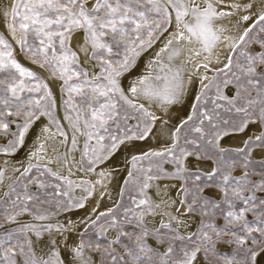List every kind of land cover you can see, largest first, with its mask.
<instances>
[{
  "label": "snow or ice",
  "instance_id": "1",
  "mask_svg": "<svg viewBox=\"0 0 264 264\" xmlns=\"http://www.w3.org/2000/svg\"><path fill=\"white\" fill-rule=\"evenodd\" d=\"M5 16L10 17L9 29L15 38L17 32L20 33L17 41L22 46H27L28 35L34 34L35 39L39 40L40 47L38 52L45 57V63L51 65L59 70V78L63 80L66 91L69 93V100L71 94L84 95L83 88L88 87L93 94L94 100L88 101L89 104L99 103V107L91 109L92 123L90 127L97 129L95 133L88 132L89 139L93 135L97 136V143H101L104 137L99 134V130L108 131L106 127L107 122L119 115V107L122 102L138 112L143 113L152 123H146L144 131L138 136H126L125 139H144L152 129V124L162 118L154 112H149L143 103H137L132 97L143 98L146 101H151L158 105L164 111H167L168 106L180 102V98L185 91V81L182 76L183 68L180 66L172 67L170 64H164L160 61L161 53L168 52V61H173L174 58L181 56V48L174 47V45H182L187 43L190 45H200V49L189 48L190 53L185 64L192 62L194 68L209 69V64L212 62L210 54L212 49L218 42L221 41L223 33L231 32L235 28L238 33V38L228 35L223 39L229 41L227 48L229 54L225 57L227 63L224 67L215 69L216 72H223L225 79L224 86L233 85L235 92L233 95H225L219 84L216 85L217 95L209 98L213 107L205 109L199 113V120L201 126H194L191 131L196 134V138L192 140H185V145H191L192 151L187 150V147H180L179 137L176 135L180 131L176 129L173 133V143L171 147L160 152L144 153L141 156H133V162L143 160L149 157L161 158L162 162L173 163L175 165V172L169 173L162 167V164L155 165L156 174L153 175V169L150 167L147 170L145 179L140 189V195L143 196L136 203L135 198L133 202L135 208L146 211L148 215H154L152 204L148 198L145 190L148 189L150 181L155 179H162L165 177L173 179H192L193 182H200L203 178H207L209 182L218 177L221 173V165L227 163L224 160L223 153L228 151L219 147V140L221 131L218 130L220 125H231V131L243 132L250 123H259L264 126V51L256 52L251 49H244L240 51V56L245 60L244 64H233V56L231 53L236 52L241 44H258L261 49H264V0H94L91 7L88 6V0H13L10 9L5 11ZM235 17L233 20L232 18ZM227 20V23L217 24V21ZM175 24V32L169 34L164 46L157 52V59L152 61V64L159 66L158 72L149 74L139 78L133 86L128 90L131 96L126 94L120 87L118 77L123 72L129 69V66L134 62L129 59L127 53H134L139 55L137 49L145 50L150 48L157 40H159L164 33L169 32L170 26ZM247 25V26H244ZM259 29L256 35H251L254 30ZM77 30H83L85 33V44L81 46V51L86 56L97 61L100 72L94 74L92 77L88 76L86 70L77 71L74 66L77 64L78 54L66 46V42L70 39L72 34ZM147 34V39H144V34ZM59 44V54L57 53L56 44ZM11 44L0 36V73L7 72L12 77L13 82L6 85V90L11 93L13 100H20L19 92L26 87L25 77L36 79L32 72L27 71L15 59L12 58ZM124 48L126 55L123 59L117 58L116 63H113L114 48ZM29 51H32L29 48ZM49 52L51 56L49 57ZM201 52L208 53L204 56V62L198 59L193 61L192 58H199ZM235 68V70H233ZM14 70V73H13ZM19 79H16V77ZM73 77L78 81L83 77L80 83H69ZM207 75L201 76V81L208 80ZM4 81L0 80V84ZM211 86V81L204 84V90H208ZM44 88V95L35 100V107H41V101L46 97L50 98V93L47 92L46 86L37 82L33 88H28L29 92H40ZM255 89V94H253ZM203 95V93L201 94ZM104 98L103 102H99V98ZM197 101L201 100V96H197ZM9 100L0 101L6 106L10 103ZM32 104V101H29ZM196 106L194 105V108ZM27 111V110H26ZM229 114V118H223V115ZM51 115L50 112H41V115ZM0 115H3L0 113ZM11 116L12 113L8 112ZM28 115L34 116L35 113L28 111ZM232 115L241 117L239 122L232 119ZM193 119L189 116L182 124H187ZM96 121H99L97 125ZM207 121L210 126L209 133H205L202 125ZM31 120L26 121L24 127L18 133V139L10 145L12 150L19 147L23 143L25 132ZM86 127L89 126L86 122ZM0 127L4 130L8 129V124L0 120ZM79 127L76 131H79ZM47 131V129H45ZM223 134H227L224 132ZM210 136L211 138H207ZM112 144L110 151H115L119 145L124 143L123 139L117 136L111 137ZM200 141H204L202 146ZM73 145L76 143L75 137L72 140ZM103 148V144H101ZM203 147V151L201 148ZM264 148V132L257 135L254 139L249 138L243 142L241 147L233 149L236 156L242 162L245 169L253 163L251 160V153L254 148ZM43 149V145H40ZM179 149V155H177ZM88 145H85V155H87ZM3 151H9L8 148ZM36 155V153H33ZM189 157H194L196 161L212 160L213 157H219L215 160L216 167L205 171L202 168H196L194 171L190 170L187 165ZM167 158V159H165ZM100 159L98 156L96 161L90 160L89 164H93ZM233 166L236 161H233ZM260 168L264 170V161L258 162ZM35 165L25 167L21 176H27ZM92 171V167H89ZM49 174L55 176L57 179L65 180L69 185L73 182L67 177L58 176L52 173L50 169H45ZM187 174V175H185ZM43 175V173H41ZM101 176L104 173L100 174ZM132 173H129L131 176ZM3 176V171L0 170V177ZM249 173L244 172L243 178L237 179L230 174L223 175L220 183L225 190V199L227 201V187L231 183L240 186L241 190L232 189L234 195L242 200L244 207L240 208L239 212L229 210L225 215V219L230 224L239 225L244 230L243 236L231 229H221V231H232L235 236L236 243L243 249L244 253L241 259V264H257L258 257L264 254V208H258L255 203L254 196H244L242 194L243 185L247 182ZM100 181H97L99 183ZM79 187V185H76ZM198 186V185H197ZM261 186H264V176H262ZM38 187H44L43 183L38 182ZM185 192L187 189H184ZM15 192V188H11ZM87 196L92 193L87 189ZM9 193H5L8 196ZM56 195L68 196V192H61L57 190ZM23 196L24 201L17 196L16 200H12L13 209L19 208V212H15L8 216V220L12 223H18V217L23 214L33 216L34 221H46L48 216L42 214L39 209H32L29 202L34 199L33 194L27 191L25 187ZM87 197H85L86 199ZM175 203V202H174ZM185 203L184 200L180 201ZM229 209H234L235 204L227 201ZM251 204V207H249ZM260 205L264 206V201H260ZM213 208H219V204L211 205ZM71 207L82 208L84 204L78 202L73 204L69 201V209ZM159 207V205H156ZM207 207V205H205ZM179 211V209H176ZM95 211V209H93ZM112 209H109V213ZM132 209H125V212H131ZM188 211H193L192 205L188 206ZM248 211H259L258 219L250 224L245 219V214ZM101 215H107L101 213ZM99 219V217H97ZM143 222V216L140 218ZM172 221L177 225L181 223L175 216L170 217L169 223L161 222L159 228L153 229V235H162L161 229H167L173 233V239L180 242L189 241L195 243L193 236L207 244L212 237L207 231L203 229L213 228L212 225L202 226V235L189 234L187 236L180 235L176 228L172 227ZM243 221V223H240ZM116 220L113 217V224ZM95 223V221H93ZM63 225H53L52 223H21L19 228L15 231L7 232L6 239H0V264H19L17 260V250L19 255L24 258V264H60L58 254L55 251L57 240L52 237V232L62 234ZM49 234L48 246L50 251L44 256H38L35 251L33 235L36 240H42L43 234ZM258 233L259 235H254ZM149 235L147 230L144 231L143 237H138L137 247L140 252L147 249L148 252L154 250L145 242V237ZM219 236V232H216ZM17 243L13 244L12 241ZM251 241V243H249ZM120 237L117 236L113 241H109V246L119 243ZM27 246V251L25 249ZM125 254L120 256V260H125V256H130L139 261L143 257L140 252H133L132 249L125 246ZM98 250V249H97ZM114 251V249H113ZM174 248L171 244L166 251L162 253L161 264H168L167 258L172 255ZM201 251V246H196L192 249L182 248L181 258L175 264H196L197 255ZM203 251L207 254L209 251H214V246L203 247ZM74 255L82 261V264H91L90 259L84 258V244L81 242L73 249ZM111 255V253H109ZM55 258V259H54ZM112 264H116L117 256L111 255ZM125 264L127 262L125 261ZM228 264H232L228 260Z\"/></svg>",
  "mask_w": 264,
  "mask_h": 264
},
{
  "label": "rangeland",
  "instance_id": "2",
  "mask_svg": "<svg viewBox=\"0 0 264 264\" xmlns=\"http://www.w3.org/2000/svg\"><path fill=\"white\" fill-rule=\"evenodd\" d=\"M77 31L82 32L85 37V33L83 32V30ZM258 31L259 29L257 28L251 35H256ZM17 34L18 37H20V33L17 32ZM0 36H4L5 39H7L11 44L12 58L15 59L16 62L19 63L27 71L32 72L36 77V79L25 77L24 80L26 82V87L23 91L18 93V95L20 96V100H13L11 97V93L6 90V85L12 83L13 79L8 75L7 72L0 73V80L4 81L3 84H0V101H11L7 106L3 103H0V113L3 114L0 115V120L8 124L7 130H4L2 127H0V135L9 136L6 143L3 144L0 142V154H14L20 146L16 147L15 150H12L10 148V145L18 139V133L24 127L26 121L31 120L32 122L34 120L33 118L36 119L37 116L41 114V112H50L49 108L54 105L53 90L51 88V85L37 71L23 64L18 59V57L24 58L27 62L41 68L46 74H48L49 77L55 79L58 82V89L60 92L58 100L59 112L64 116L65 119H69L74 124H81L85 130L84 145L81 149V163L83 168L89 169V167L97 165L106 155L112 152L110 151L112 136H117L118 138L123 139L126 136H138L142 134L145 128V124L148 123V119L144 117L143 113L138 112L121 102L119 107V115L107 122L106 127L108 128V131L105 132L103 130H99V134L104 137V140L101 143H97L98 138L95 135H93V137L89 139L87 133H95L97 131V129L90 127L92 123L91 109L93 107H99V103H88V101L94 100L93 94L91 93L90 89L88 87H84V95L72 93L71 100H69V93L65 89L63 80L59 78V70L45 63L44 55L38 52L40 43L39 40L35 39L34 34L30 33L28 35L27 46H22L20 43H18L17 51L13 46L14 44L11 43L10 40L1 31ZM144 39H147L146 33L144 34ZM68 41L66 42V46L74 51V49L69 45ZM29 48H31L32 51H29ZM56 48L57 53L59 54L58 42L56 44ZM244 49H251L256 52L264 51V49H261L258 44H241L240 48H238L236 52L232 53L234 65L238 63H245L244 58L240 56V51ZM137 51L140 54L144 50L137 49ZM125 55L126 53L124 52L123 47H120L119 49L114 48L112 57L113 63H116L117 58L122 60ZM127 55L129 56V59L133 61L135 60V57H137V55H135L134 53H127ZM50 56L51 53L49 52V57ZM90 61L96 68L95 74L99 73L100 67L97 61L91 59ZM74 68L77 71H87V68L81 63L79 58ZM233 70H235V68ZM16 79H19V77L17 76ZM224 79L225 76L223 72H216L211 81L210 88L206 91L203 90L200 93L199 96H201V100H196V107H193V115H191L193 119L187 124H181V126H179L180 131L176 134L179 137L180 147H187V150L189 151L193 150V147L191 145H185V140H192L196 138V134L193 133L191 129L194 126H201L199 113L205 109L210 110L213 107V105L208 102V99L213 98L217 95V84H219L221 91L225 95L231 96L234 94V86L229 85L225 87L223 83ZM82 80L83 77L80 78V81ZM80 81H78L76 77H73L69 83H80ZM37 82L46 86L47 92L50 93V98L46 97L41 101V107L39 109L35 107V100L44 95V88L42 87L41 91L38 93L28 91V88L35 87ZM202 93L203 95H201ZM253 94H255V89H253ZM103 99L104 98L102 97L99 98V102L102 103ZM29 101H32V104H29ZM28 111L34 112L35 115L30 117L28 115ZM8 112H11L12 115H7ZM46 117L50 122H53L52 114H46ZM223 118H229V114L225 113L223 115ZM231 118L239 122L241 117L232 115ZM86 122L89 125L87 127L85 126ZM96 123L98 125L99 121H96ZM54 125L56 126V124ZM202 127L205 133H209L210 126L208 125L207 121L204 122ZM261 127L262 132H264V126L261 125ZM218 130L221 131V133L231 131V125H220L218 126ZM207 138L211 137L207 136L206 139ZM86 143L88 145L87 155H85ZM200 143L203 146L205 142L200 141ZM101 144H103V148L101 147ZM6 148H8L9 151H3ZM201 151H203V147L201 148ZM177 155H179V149H177ZM98 156L100 157V159L90 165L89 161H96V158ZM223 157L224 160L227 161V163L220 166L222 171L218 175V177L214 178L213 181L209 182L206 177L203 178L200 182L195 183L192 179H179L182 182L184 189H187L186 192L184 190V199L186 203L188 204V206L192 205L193 211L191 212L194 213L200 220L199 227L193 234L202 235L203 225H212L216 230L213 231V228L203 229V231H207L212 237V239L207 244H204L201 240L197 239L196 236H193V240L195 241V243L189 241L180 242L178 240H174L173 233L169 232L167 229H161L162 235H153V231H150L141 224L139 218L142 214L146 213V211L135 208L133 198H135L136 203L139 202V199L143 198V196L140 195V189L142 188L147 170L151 167L153 169L152 174L155 175V165L162 164V167L166 169L167 172H175V165L173 163L162 162L161 158L151 157L135 162H133V160L131 161V170L133 176H128L126 178L127 180L124 181L118 203L116 204L112 212L108 213L107 215H103L100 219L96 220L95 223H92L80 235L81 241L83 242L84 246L90 251L98 253V256L100 257L99 264H112L111 255L117 256L116 264H125V261L127 262V264H161L162 254L153 249V247H151L149 244L148 245L154 250L153 252H148L147 249H145L144 252H140V249L137 247V238L143 237L144 231L147 230L149 232V235L153 236L158 242L163 244V246L165 247V251L169 244L173 246L174 251L172 255L167 258L168 264H175V262L181 258L180 253L182 248L186 247L190 250L196 246H201V251L199 253L202 254L210 262H213L215 264H228V260H231L232 264H241L244 249L236 243L235 236L232 235V231H221V229L227 228L235 231L237 235L243 236L245 234L244 230H242L239 225L230 224L228 220L225 219L224 215V213L229 210L239 212L240 208L244 207L242 200L238 199L232 192L233 188H236L237 191H240L241 188L235 183H231L228 185L227 201H231L235 204L234 209H229L228 203L225 199V190L220 181L222 180L223 175L228 174L237 179L243 178L244 172L247 171L249 173V176L247 177V182L243 185L242 194L244 196H254L255 203L258 208H264V206L260 205V201H264V186H261V180L262 176H264V170L260 168L258 161L253 160V163L250 164L247 169H245L242 162L232 150L225 151L223 153ZM218 158L219 157H213L212 160H209L213 163V168L217 166L215 160H217ZM233 161H236L235 166H233ZM165 163L169 165V169L164 166ZM31 165H35V167L32 168L31 172H29L27 176H21L20 174V176L13 183L7 186L5 193H9V195L5 196L4 199H0V239H6L7 232L15 231L21 224L19 222H10L8 220V216L20 211L19 208L13 209L11 201L16 200L17 196H19L21 198V202H23L25 199V197L23 196L25 187H27V191L34 196V199L29 202L30 208L34 210L39 209L40 212L47 215L48 218L59 216L64 213V211L68 210L70 200L73 204L82 202L81 198H77L72 194L74 183L72 185H69L67 181L57 179L55 176L45 171V169L47 168L42 165ZM41 173H43V175H41ZM38 182L43 183L44 187H38ZM11 188H15V192H12ZM207 188L216 190L219 194L218 198H214L213 196L204 193V190ZM57 190L61 192H68L69 195L58 196L56 195ZM213 204H219L220 207L213 208L211 206ZM205 205H207V207H205ZM249 207H251V204H249ZM73 209H76V207L70 208V210ZM125 209H132V211L126 213ZM23 215L29 216L33 220L32 215ZM258 216L259 211H248L245 214V219L250 224H252L258 219ZM113 217H115L116 220L115 224H113ZM240 223H243V221H241ZM107 228L115 233V238L117 236L120 237V242L116 243L117 246H119L120 251L113 248L112 246L110 247L109 241H107L103 236L102 229ZM216 232H219V236L216 235ZM254 235L259 234L254 233ZM12 243L16 244L17 241L13 240ZM249 243H251V241H249ZM218 244H225L228 246V248L224 251H221L216 247ZM125 246L132 249L133 252H140V255L143 257V259L137 261L130 256H125V260H120L119 257L125 254ZM211 246H214V251H209L206 254L203 251V247ZM25 249L27 251L26 245ZM17 253V260L19 264H24V258L19 255L18 250ZM109 253H111V255H109ZM58 259L60 264H62L59 256Z\"/></svg>",
  "mask_w": 264,
  "mask_h": 264
},
{
  "label": "bare ground",
  "instance_id": "3",
  "mask_svg": "<svg viewBox=\"0 0 264 264\" xmlns=\"http://www.w3.org/2000/svg\"><path fill=\"white\" fill-rule=\"evenodd\" d=\"M13 0H0V31L10 40L15 50H18V34L15 38L9 29L10 17L5 16V11L10 9ZM94 3V0H88V6ZM233 20L235 17L232 18ZM227 23V20L217 21V24ZM247 26V25H244ZM175 24L169 28V32L157 40L150 48H146L142 53L135 57L134 62L129 69L122 73L117 79L121 89L131 96L128 91L133 84L141 77L152 72H158L159 66L152 64V61L157 59V52L164 46L169 34L175 32ZM232 35L238 38V33L235 28L231 32H225L221 36V41L216 44L210 54L211 63L209 69L194 68L192 62L184 63L188 59L190 53L189 48L200 49V45H190L183 43L182 45H174V47L181 48V56L174 58L173 61H168V52L161 53L160 61L170 66H180L183 68L182 76L185 81V91L183 92L180 102L168 106L167 111L161 109L158 105L151 101H146L142 97H132L137 103H143L149 112H154L162 119L157 120L152 124V129L144 139H125L124 143L106 155L100 163L92 167V171L82 167L81 163V149L84 145L85 130L81 124H74L69 119H65L59 112L58 100L60 92L58 89V82L46 74L50 79L41 75L50 85L53 90L54 105L49 108L52 114L53 122H50L45 115H38L37 118L28 125L25 132L23 143L19 149L11 155L0 154V170L3 171V176L0 177V199H4L5 191L8 185L13 183L23 172L25 167L30 164H38L50 169L52 173L58 176L67 177L74 185L72 189L73 196L82 199L84 207L73 210H66L59 216L48 218L46 221H34L29 216L21 215L18 217L19 223H52L53 225H63L62 234L55 231L52 232V237L57 240L55 251L60 257L62 264H82L73 252L82 241L80 235L86 230L93 221L98 220L103 216L101 213H109V209H114L118 203L124 181L132 173L131 161L133 156H141L144 153L160 152L171 147L173 143V133L181 126L182 122L192 114L193 107L197 103L196 98L204 90L203 85L212 81L216 74L215 69L223 68L227 63L225 57L229 54L227 44L230 43L223 39L224 36ZM69 45L78 54L81 63L87 68L88 76L92 77L96 73V68L91 63L90 59L84 52L81 51V46L85 44L84 34L76 31L69 39ZM17 47V48H16ZM232 54V53H231ZM208 53L201 52L199 58L193 57L192 60H199L204 62V56ZM28 64L35 66L26 61V59L18 57ZM95 65V64H94ZM37 67V66H36ZM39 68V67H38ZM207 75L208 80L201 81V76ZM196 102V103H195ZM148 123H152L148 120ZM56 124V126L54 125ZM60 127V128H59ZM79 127V131L76 128ZM47 129V131H45ZM262 133V127L259 123H250L248 128L243 132L228 131L227 134H221L219 140V147L226 150H233L243 145V142L249 138L254 139L257 135ZM177 134V133H176ZM73 137L76 139L73 145ZM9 136H1L0 142L6 143ZM43 145V149L40 148ZM36 153V155H33ZM151 158V157H149ZM251 160L264 161V148L256 147L251 153ZM188 168L194 171L196 168H202L208 171L213 168V163L209 160L196 161L194 157H189L187 161ZM169 169L167 163L164 164ZM239 172V171H237ZM242 172V171H241ZM104 173L103 176L100 174ZM240 174V173H239ZM133 176V173L132 175ZM97 181H100L97 183ZM76 185H79L77 187ZM150 187L145 190L148 198L152 204L154 215L142 214L143 222L141 223L145 228L153 231L159 228L161 222L169 223L170 217L175 216L181 221L179 225L172 221V227L177 229L180 235L187 236L193 234L199 227V218L188 211V204L184 199V187L179 179L162 178L150 181ZM87 189L92 193L87 196ZM204 193L218 198L219 194L216 190L207 188ZM85 197H87L85 199ZM185 203L181 204L180 201ZM175 202V203H174ZM159 205V207H156ZM95 209V211H93ZM176 209H179L177 211ZM112 212V211H111ZM141 222V221H140ZM102 234L107 241L115 239V233L110 229H102ZM36 254L44 256L50 251L48 246L49 234L44 233L43 239L37 241L36 237H32ZM145 242L160 254L165 252V247L158 242L153 236L148 235L144 238ZM113 248L120 251L117 244L111 245ZM221 251L228 248L225 244H218L216 246ZM122 251V250H121ZM84 258L90 259L91 264H99V256L97 252L90 251L84 246ZM196 264H215L208 261L202 254L198 253ZM257 264H264V254L260 255Z\"/></svg>",
  "mask_w": 264,
  "mask_h": 264
},
{
  "label": "water",
  "instance_id": "4",
  "mask_svg": "<svg viewBox=\"0 0 264 264\" xmlns=\"http://www.w3.org/2000/svg\"><path fill=\"white\" fill-rule=\"evenodd\" d=\"M17 48V47H16ZM19 59V58H18ZM23 64H25V65H27V66H29L30 68H32V69H34L35 71H37L39 74H41V75H43V76H45L47 79H49L47 76H46V74L44 73V70H42L41 68H38V67H36V66H33V65H31V64H28V63H26L25 61H23V60H21V59H19ZM50 80V79H49Z\"/></svg>",
  "mask_w": 264,
  "mask_h": 264
}]
</instances>
